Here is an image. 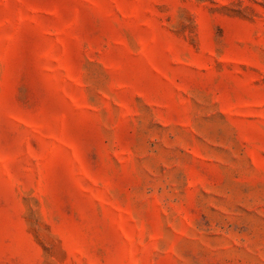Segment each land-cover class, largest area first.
<instances>
[{"label":"rangeland","instance_id":"374dc122","mask_svg":"<svg viewBox=\"0 0 264 264\" xmlns=\"http://www.w3.org/2000/svg\"><path fill=\"white\" fill-rule=\"evenodd\" d=\"M0 264H264V0H0Z\"/></svg>","mask_w":264,"mask_h":264}]
</instances>
